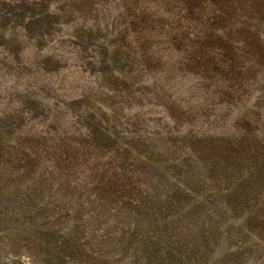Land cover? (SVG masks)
Returning a JSON list of instances; mask_svg holds the SVG:
<instances>
[{"label":"rangeland","instance_id":"obj_1","mask_svg":"<svg viewBox=\"0 0 264 264\" xmlns=\"http://www.w3.org/2000/svg\"><path fill=\"white\" fill-rule=\"evenodd\" d=\"M0 264H264V0H0Z\"/></svg>","mask_w":264,"mask_h":264}]
</instances>
